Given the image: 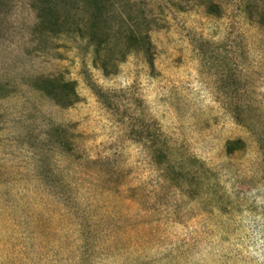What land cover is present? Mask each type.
Here are the masks:
<instances>
[{
  "label": "rangeland",
  "instance_id": "rangeland-1",
  "mask_svg": "<svg viewBox=\"0 0 264 264\" xmlns=\"http://www.w3.org/2000/svg\"><path fill=\"white\" fill-rule=\"evenodd\" d=\"M37 2L0 0V264H264V0H111L152 48L110 76Z\"/></svg>",
  "mask_w": 264,
  "mask_h": 264
},
{
  "label": "trees",
  "instance_id": "trees-1",
  "mask_svg": "<svg viewBox=\"0 0 264 264\" xmlns=\"http://www.w3.org/2000/svg\"><path fill=\"white\" fill-rule=\"evenodd\" d=\"M35 1H38V4H34L38 10V19L43 22L46 20L47 10L42 9L43 0ZM60 1L68 4L66 0ZM216 7V4H208L207 13H214ZM65 15L60 18L59 23L66 27L76 26L73 31L76 39L85 42L92 49L93 65L105 76L116 74L118 65L133 53L151 52L149 33L152 22L148 18L140 21L133 17H119L116 20L117 17L111 12V0H76L72 10ZM259 16L258 23L261 24L264 21V11ZM114 20L115 25H112ZM141 25L145 29L142 30Z\"/></svg>",
  "mask_w": 264,
  "mask_h": 264
}]
</instances>
